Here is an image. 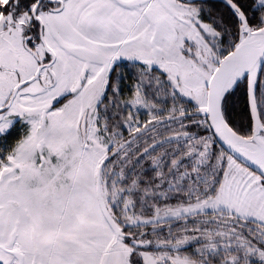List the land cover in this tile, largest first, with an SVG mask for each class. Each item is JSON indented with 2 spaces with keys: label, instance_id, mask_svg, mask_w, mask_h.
<instances>
[{
  "label": "snow or ice",
  "instance_id": "snow-or-ice-1",
  "mask_svg": "<svg viewBox=\"0 0 264 264\" xmlns=\"http://www.w3.org/2000/svg\"><path fill=\"white\" fill-rule=\"evenodd\" d=\"M0 264H264V0H0Z\"/></svg>",
  "mask_w": 264,
  "mask_h": 264
},
{
  "label": "trees",
  "instance_id": "trees-1",
  "mask_svg": "<svg viewBox=\"0 0 264 264\" xmlns=\"http://www.w3.org/2000/svg\"><path fill=\"white\" fill-rule=\"evenodd\" d=\"M21 129H22L21 122H17L16 125L13 126L12 130L6 136L0 137V144L8 145L11 142L19 139Z\"/></svg>",
  "mask_w": 264,
  "mask_h": 264
},
{
  "label": "rangeland",
  "instance_id": "rangeland-1",
  "mask_svg": "<svg viewBox=\"0 0 264 264\" xmlns=\"http://www.w3.org/2000/svg\"><path fill=\"white\" fill-rule=\"evenodd\" d=\"M17 122H20L19 118H17V120L14 122V125H16ZM14 125H13V126H14ZM12 128H13V127H12ZM11 130H12V129H11ZM11 130H10V131H11ZM10 131H9V132H10ZM9 132H8V133H9ZM8 133H7V134H8ZM0 145H2V144H0Z\"/></svg>",
  "mask_w": 264,
  "mask_h": 264
}]
</instances>
